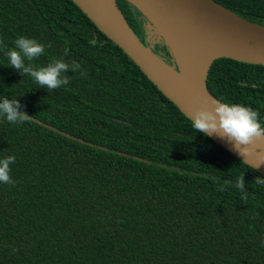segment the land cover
<instances>
[{
  "label": "trees",
  "instance_id": "1",
  "mask_svg": "<svg viewBox=\"0 0 264 264\" xmlns=\"http://www.w3.org/2000/svg\"><path fill=\"white\" fill-rule=\"evenodd\" d=\"M215 1L264 25V0ZM118 4L174 65L144 16ZM20 36L45 45L35 66L68 63L69 84L48 92L11 68ZM0 42V102L31 117L0 116V159L16 158L14 183L0 182V264H264V176L198 133L72 0H0ZM208 88L264 126V66L218 59Z\"/></svg>",
  "mask_w": 264,
  "mask_h": 264
},
{
  "label": "water",
  "instance_id": "2",
  "mask_svg": "<svg viewBox=\"0 0 264 264\" xmlns=\"http://www.w3.org/2000/svg\"><path fill=\"white\" fill-rule=\"evenodd\" d=\"M72 1L188 119L218 100L208 88L209 72L216 60L229 58L264 66V25L239 16L215 0H125L147 20L149 33L164 41L174 65L141 41L118 0ZM180 62L196 76L194 81L183 73ZM210 138L264 176V164L256 167V155L244 158L226 139L216 135ZM257 151L264 152V142Z\"/></svg>",
  "mask_w": 264,
  "mask_h": 264
},
{
  "label": "clouds",
  "instance_id": "3",
  "mask_svg": "<svg viewBox=\"0 0 264 264\" xmlns=\"http://www.w3.org/2000/svg\"><path fill=\"white\" fill-rule=\"evenodd\" d=\"M67 51L66 49L65 54ZM44 52V44L36 39L20 36L15 40L14 47L7 50L5 55L11 68L23 76H30L34 82L46 88L48 92L68 85L69 77L62 73H66L70 65L63 60H56L41 67L31 63ZM75 66L80 67L79 64ZM211 104L213 107L201 108L195 112L194 117H190L192 127L206 137L216 135L226 139L244 158L256 155L258 159L256 167L264 164V152L257 151L261 142H264V126L260 122L259 113L243 104H229L219 100H212ZM20 109L21 104L17 98L5 97L0 102V116L5 117L7 122L23 124L31 119L26 111L22 112ZM15 159V156L11 155L0 159V182L14 183L10 177V165L15 163ZM255 181L258 184H264V177L257 176ZM228 183L231 182L225 181V184ZM235 187L244 193L246 199L245 176L235 181ZM219 190L224 191L225 188L222 186Z\"/></svg>",
  "mask_w": 264,
  "mask_h": 264
},
{
  "label": "bare ground",
  "instance_id": "4",
  "mask_svg": "<svg viewBox=\"0 0 264 264\" xmlns=\"http://www.w3.org/2000/svg\"><path fill=\"white\" fill-rule=\"evenodd\" d=\"M187 58L191 59L189 56H186ZM207 59L209 60L210 59V55L207 57ZM183 63L180 62V65H181V69L183 70V73H185V75L187 76V78L189 80H192L194 81V79L196 78V76H194L191 72V70H187L186 66L182 65Z\"/></svg>",
  "mask_w": 264,
  "mask_h": 264
},
{
  "label": "rangeland",
  "instance_id": "5",
  "mask_svg": "<svg viewBox=\"0 0 264 264\" xmlns=\"http://www.w3.org/2000/svg\"><path fill=\"white\" fill-rule=\"evenodd\" d=\"M144 34L146 35V37L147 38H149V39H151V37H153L150 33H149V31L148 30H150L151 28H150V26L147 24V23H145V25H144ZM151 32V31H150ZM152 33V32H151ZM153 35H155L154 33H152ZM151 35V36H150Z\"/></svg>",
  "mask_w": 264,
  "mask_h": 264
}]
</instances>
